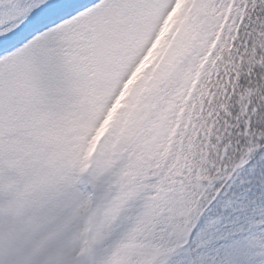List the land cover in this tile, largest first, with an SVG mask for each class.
I'll list each match as a JSON object with an SVG mask.
<instances>
[{"label":"snow or ice","instance_id":"snow-or-ice-1","mask_svg":"<svg viewBox=\"0 0 264 264\" xmlns=\"http://www.w3.org/2000/svg\"><path fill=\"white\" fill-rule=\"evenodd\" d=\"M189 92L199 159L157 180L108 264H164L176 249L206 252L201 264H264V217L249 222L234 184L258 169L264 187V0H0V127L23 120L52 140L97 94L111 108L126 93L135 112L145 96Z\"/></svg>","mask_w":264,"mask_h":264},{"label":"rangeland","instance_id":"rangeland-1","mask_svg":"<svg viewBox=\"0 0 264 264\" xmlns=\"http://www.w3.org/2000/svg\"><path fill=\"white\" fill-rule=\"evenodd\" d=\"M125 95L111 108L110 95H95L74 130L52 140L23 120L0 127V264H108L157 180L193 165L198 153L192 131L203 128L193 117L199 110L194 95L161 101L145 96L135 112ZM258 121L264 124L263 114ZM122 128L136 151L133 168L124 167L127 153L123 140L117 143ZM247 175L239 174L234 184L248 196L249 222L255 224L264 217V187H251L255 175ZM206 258V252L176 249L161 259L201 264Z\"/></svg>","mask_w":264,"mask_h":264},{"label":"trees","instance_id":"trees-1","mask_svg":"<svg viewBox=\"0 0 264 264\" xmlns=\"http://www.w3.org/2000/svg\"><path fill=\"white\" fill-rule=\"evenodd\" d=\"M196 113H197V116H193V117H196L195 119L197 120L198 124H202V126H203V122L199 119V110L196 111V112H194L193 114L195 115ZM261 114L264 115V112H261ZM261 114H259V115L257 116V120H259ZM195 127H196V126H195ZM196 129L198 130L197 127H196ZM201 132H202V129H199V131H198V135H197V140H198V151H200V145H201V140L199 139V136H200ZM198 159H199V156H198L197 159H195V162H196ZM247 173H248L247 177H249L250 175H255V176L252 178V184H251V187H256V186L260 183V176H259V177L257 176V174L260 175L259 170H258V169H249ZM247 177H246V179H247ZM256 190L258 191V189H256ZM257 194L260 195L261 192L258 191ZM5 213L8 215L7 212H5ZM2 235H3V236L1 237V239H4V238L6 237V232L3 231V232H2ZM16 262H18V261L16 260ZM15 264H16V263H15Z\"/></svg>","mask_w":264,"mask_h":264}]
</instances>
